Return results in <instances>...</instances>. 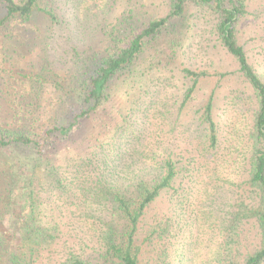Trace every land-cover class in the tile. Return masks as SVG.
Here are the masks:
<instances>
[{
    "label": "trees",
    "instance_id": "16d2710c",
    "mask_svg": "<svg viewBox=\"0 0 264 264\" xmlns=\"http://www.w3.org/2000/svg\"><path fill=\"white\" fill-rule=\"evenodd\" d=\"M44 2L0 0V35L38 13L58 23ZM196 8L213 12L209 28L235 69L179 64L178 48L202 19ZM247 13V0H171L161 17L126 18L104 51L76 53L64 74L26 75L58 96L40 115L21 86L14 110L0 111V264H198L199 249L208 250L202 264H264V58L239 41ZM232 75L243 86L216 113L220 83ZM121 83L140 90L127 96L132 110H117L111 134L85 153L70 150L74 132ZM178 83L183 98L169 107L162 94Z\"/></svg>",
    "mask_w": 264,
    "mask_h": 264
},
{
    "label": "rangeland",
    "instance_id": "374dc122",
    "mask_svg": "<svg viewBox=\"0 0 264 264\" xmlns=\"http://www.w3.org/2000/svg\"><path fill=\"white\" fill-rule=\"evenodd\" d=\"M170 2L171 0H45L44 4L55 9L58 23L54 24L43 14L38 13L25 26L14 31H5L0 35V111L14 110L13 99L18 91H22L21 86L31 91L29 100H32V108L38 114L43 115L44 111L54 110L58 94L52 85L47 82L40 85L27 78V74H37L45 67L64 74L76 53L84 55L104 51L110 33L116 31L126 18L138 20L161 17L168 13ZM247 3L248 13L238 26V38L251 57L263 59L264 0H247ZM194 12L202 19H199L198 26L187 33L182 46L178 48L179 64L193 63L194 67L223 73L235 69L236 65L223 49L219 35L209 28L210 22L215 19L213 12L209 8H196ZM121 25L123 26V23ZM147 57L151 60L150 52H147ZM216 80L214 77L201 85L195 100L188 106V114L185 115L183 122L186 123L190 116L195 117L196 109L204 104ZM178 84L179 87L169 88L162 94V100L169 107L178 106L183 98V86ZM220 84L216 113H222L224 99L229 90L243 86L240 79L233 75L224 78ZM130 88L127 84L121 83L113 100L105 104L102 111L93 116L92 120L85 121L79 126L72 135L73 148L70 150L79 154L85 153L91 142L96 143L97 137L105 138L111 134L108 126L112 124L114 126L117 122V110L127 112L132 110L133 101L129 100L128 94L140 96L139 89L125 91ZM147 88L151 90L153 86H147L145 89ZM246 91L249 92L250 89ZM162 106L163 103L159 102V107L165 112ZM155 128L154 124L148 131H154ZM222 133L226 134V131L223 130ZM221 140L224 143L223 147L233 145L225 135ZM224 151L228 152L227 149ZM64 152L61 153L60 159L63 158ZM205 238L206 236L201 235L202 240ZM207 253V249L196 251V263L202 264Z\"/></svg>",
    "mask_w": 264,
    "mask_h": 264
}]
</instances>
